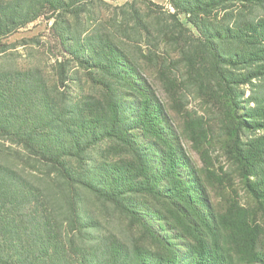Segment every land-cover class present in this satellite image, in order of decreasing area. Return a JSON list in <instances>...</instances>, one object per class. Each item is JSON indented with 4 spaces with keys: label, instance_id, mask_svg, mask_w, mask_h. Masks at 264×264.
I'll list each match as a JSON object with an SVG mask.
<instances>
[{
    "label": "trees",
    "instance_id": "obj_1",
    "mask_svg": "<svg viewBox=\"0 0 264 264\" xmlns=\"http://www.w3.org/2000/svg\"><path fill=\"white\" fill-rule=\"evenodd\" d=\"M143 1L154 22L134 4L124 21L173 44L190 84L225 111L228 152L256 207H218L145 67L113 29H100L94 9L105 0H0V55L41 17L65 54L53 82L42 69L0 68V264H264V135L243 136L264 131L255 82L264 78V17L229 11L264 0H169L174 11ZM158 72L174 97L178 79L165 64ZM196 125H187L194 141ZM14 147L50 168L52 182L10 162ZM86 192L145 237L103 236Z\"/></svg>",
    "mask_w": 264,
    "mask_h": 264
},
{
    "label": "rangeland",
    "instance_id": "obj_2",
    "mask_svg": "<svg viewBox=\"0 0 264 264\" xmlns=\"http://www.w3.org/2000/svg\"><path fill=\"white\" fill-rule=\"evenodd\" d=\"M105 1V3H99L94 9L98 23L101 24L100 29L106 31L113 29L112 31L116 32L119 38H122L123 45L145 67L167 103L180 133V139L185 144L193 163L204 171L205 177L209 180L210 190L218 207L223 208L225 204L235 200L243 206L256 207L255 201L246 191L238 166L234 165L228 152V135L224 127L225 111L212 100L201 96L196 88L190 84L185 75L184 66L179 62V53L173 44L166 42L163 37H159L156 30L140 34L134 30L133 20L124 21L126 18L124 9L128 10L130 5L134 4L139 14L147 17L149 23L154 22V18L149 17L152 6L143 0ZM148 1L174 11L169 0ZM226 11L228 10L219 11V15L222 17ZM229 11H233L234 14L242 13L250 18L264 17V3L252 5V7L237 3L231 6ZM179 18L184 24L192 28L185 15H180ZM5 41L13 43L14 46L7 54L0 55V68L42 69L49 81L53 82L54 66L65 54L59 39L54 34L52 20L41 17ZM163 64L166 65L169 74L172 73L179 81L174 97H171L161 87L158 71L159 67L162 69ZM255 82L264 87V78ZM250 88V85L242 87V91H245L243 100L249 97ZM86 89L89 92L94 91L89 85H86ZM192 120L198 124L196 125L199 130L197 141L192 140V134L187 126L188 122ZM198 126L201 127L198 128ZM257 135H264V131L249 130L243 136L253 138ZM15 149L14 147L12 150L5 151V156L10 162L14 160L19 168L38 184L45 186L47 181L52 182L54 174L50 175V168L33 160L28 161L27 156L22 157L23 152L16 153ZM231 199L234 200L230 201ZM84 202L90 214L96 221H99L100 233L103 236L115 235L129 243L145 237L142 231L130 226L129 222L122 218L113 207L97 200L91 193L86 192L84 194ZM91 233L95 235L96 232Z\"/></svg>",
    "mask_w": 264,
    "mask_h": 264
}]
</instances>
